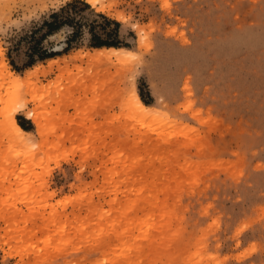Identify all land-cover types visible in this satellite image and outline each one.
I'll return each mask as SVG.
<instances>
[{"label": "rangeland", "instance_id": "374dc122", "mask_svg": "<svg viewBox=\"0 0 264 264\" xmlns=\"http://www.w3.org/2000/svg\"><path fill=\"white\" fill-rule=\"evenodd\" d=\"M67 1L0 0V264H264V0H85L27 64Z\"/></svg>", "mask_w": 264, "mask_h": 264}, {"label": "trees", "instance_id": "16d2710c", "mask_svg": "<svg viewBox=\"0 0 264 264\" xmlns=\"http://www.w3.org/2000/svg\"><path fill=\"white\" fill-rule=\"evenodd\" d=\"M90 4H88L85 0H69L64 5H62L58 10H55L49 14V18L43 21V25L45 27L46 32L43 33L41 36H31L32 42L28 44L30 60L27 64H31L34 62L35 59H43L45 57L51 56L54 54L53 52L49 51L46 47L42 46L41 42L42 39L47 35L52 33L53 31L60 28L63 24H69L76 28L82 24L80 19V12L85 9L89 8ZM105 19V23L113 22L115 26L119 25V22L111 20L107 18L102 13H98ZM90 26L91 32V44L94 46H119L120 43L114 37H112L113 30L105 32V36L101 34L94 33L92 28L94 27L92 24H88ZM115 29V28H114ZM76 31H73L72 35L67 37V45L66 48L70 47L71 41L75 37ZM35 56V58H33ZM22 127V126H21Z\"/></svg>", "mask_w": 264, "mask_h": 264}, {"label": "bare ground", "instance_id": "6f19581e", "mask_svg": "<svg viewBox=\"0 0 264 264\" xmlns=\"http://www.w3.org/2000/svg\"><path fill=\"white\" fill-rule=\"evenodd\" d=\"M86 1H88L92 4H94L96 2V0H86ZM94 51H96V53L94 52V53L89 54V60L90 59L93 60V61L90 60L92 63L97 62L96 60L101 58V54L105 55L104 57H106V54H104V51H105V53L109 54V56H115V59L116 60L118 59L119 61L126 59L125 54L132 53L131 49H129V48L114 47V46L97 47L94 49ZM98 52H101V53L99 54ZM101 59H103V57ZM90 61H88V62H90ZM3 66H5V65H3ZM7 71H9V70H7ZM10 75L14 76V78H13L14 81L19 80L17 74H14L11 72ZM132 94L133 95L129 99V103L131 104V107L135 110V112H137V114H139L141 116L152 115L155 109L152 106L145 104L135 91H134V93L132 92ZM1 113H3L4 129L10 134L12 141L15 143L22 144V145L32 146L31 141H28L29 139H27L28 131L25 130L23 127H21V125L17 122L14 113L8 111L5 108H3L1 110ZM32 118L34 121L38 122V116L37 115L33 114Z\"/></svg>", "mask_w": 264, "mask_h": 264}]
</instances>
